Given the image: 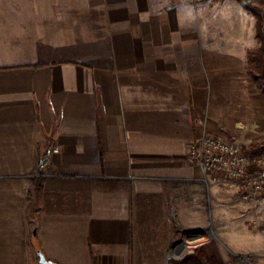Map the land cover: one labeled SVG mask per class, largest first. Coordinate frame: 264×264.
Returning <instances> with one entry per match:
<instances>
[{
    "label": "crops",
    "instance_id": "1",
    "mask_svg": "<svg viewBox=\"0 0 264 264\" xmlns=\"http://www.w3.org/2000/svg\"><path fill=\"white\" fill-rule=\"evenodd\" d=\"M236 3L0 0V264H171L211 227L233 182L188 157L244 124Z\"/></svg>",
    "mask_w": 264,
    "mask_h": 264
},
{
    "label": "rangeland",
    "instance_id": "2",
    "mask_svg": "<svg viewBox=\"0 0 264 264\" xmlns=\"http://www.w3.org/2000/svg\"><path fill=\"white\" fill-rule=\"evenodd\" d=\"M234 2L242 3L244 7L249 3L264 9V0ZM246 80L249 82L247 95L250 97L247 103L246 100L244 102L243 126L235 130L228 125V132L216 129L206 131L203 135L211 133L222 136L240 146L244 152H252L257 147H264V91L261 82L252 75L248 64L245 67V85L248 84ZM260 155L264 156V151ZM234 183L236 182L225 187V191L218 195L217 202L213 201V206L218 212L221 210V215L213 212L211 227L201 237L188 239L192 235L198 236V233H180L179 240L188 242L185 248L187 253L170 260L171 264H176L177 260L200 249L206 251L207 257L214 256L218 264H264V203L252 206L245 202L239 186Z\"/></svg>",
    "mask_w": 264,
    "mask_h": 264
},
{
    "label": "built area",
    "instance_id": "3",
    "mask_svg": "<svg viewBox=\"0 0 264 264\" xmlns=\"http://www.w3.org/2000/svg\"><path fill=\"white\" fill-rule=\"evenodd\" d=\"M188 158L201 167L208 182H236L242 200L252 206L264 203V156L251 157L228 139L205 133L193 143Z\"/></svg>",
    "mask_w": 264,
    "mask_h": 264
},
{
    "label": "trees",
    "instance_id": "4",
    "mask_svg": "<svg viewBox=\"0 0 264 264\" xmlns=\"http://www.w3.org/2000/svg\"><path fill=\"white\" fill-rule=\"evenodd\" d=\"M220 1V0H213ZM242 1V0H239ZM245 7L251 11L256 20V37L260 45L247 51L246 62L250 66L252 75L257 78L264 91V9L260 6H252L247 3ZM264 151V147H257L255 151L245 152L251 157H256ZM176 264H218L214 256L207 257L204 249L196 250L177 260Z\"/></svg>",
    "mask_w": 264,
    "mask_h": 264
},
{
    "label": "water",
    "instance_id": "5",
    "mask_svg": "<svg viewBox=\"0 0 264 264\" xmlns=\"http://www.w3.org/2000/svg\"><path fill=\"white\" fill-rule=\"evenodd\" d=\"M180 244H182V242H180ZM39 257H40L41 264H59L55 261L48 260L42 252H39Z\"/></svg>",
    "mask_w": 264,
    "mask_h": 264
}]
</instances>
